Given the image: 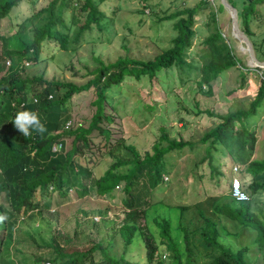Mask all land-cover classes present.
<instances>
[{
  "label": "trees",
  "instance_id": "1",
  "mask_svg": "<svg viewBox=\"0 0 264 264\" xmlns=\"http://www.w3.org/2000/svg\"><path fill=\"white\" fill-rule=\"evenodd\" d=\"M20 1L0 0V20ZM99 1L102 0H81L78 6L80 12L84 14V19L73 29L72 34L70 33L72 24L66 22L63 13L68 6L76 8L78 1L73 3V0H50L47 5L24 17L16 27L19 46L10 47L8 38L1 37L0 69L4 66L6 58L15 59L30 53L29 58L38 59L43 41L46 39L55 40L62 49L75 46L92 24L100 26L105 22L107 16L99 7ZM219 4L223 6L220 1ZM261 4H264V0H243L240 9L236 7L239 26L250 38L254 52L256 46L261 49L262 42L252 41L251 21L263 17ZM199 6V3L182 6L162 15V19L172 20L175 34L171 37L170 44L153 57L119 55L109 62L98 58V65L90 71L91 73L89 72L92 76L85 82L48 79L42 73L22 75L25 68L23 64L0 75V195H3L7 202V204L0 202V215L7 216V219L0 223V229L5 228L4 234L8 239L12 238L16 215L20 212L27 214L44 206L49 207L53 193L65 197L70 189L74 188L78 196L94 192L96 196L110 197L114 187L121 181L125 193L122 199L124 213L118 226V233L123 239V251L120 255L112 253L111 243H103L102 240L93 241L85 246L67 245L61 240L69 242V236L57 229L45 243L48 247V256L43 257L39 253L30 260L25 258L24 262L135 264L125 257V253L134 237L141 236L145 246L144 264H199L193 245L195 230L180 222L176 226L177 233L172 234L170 218L154 216L152 220L158 228L160 237L157 241L148 225L146 212L152 203L151 188L162 179L164 152L172 148H182L190 144L189 140L170 137L165 129L161 128L160 138L165 140L166 144L161 146L157 141L153 144L152 150L140 153L133 144L126 142L121 126L118 128L113 124L117 114L115 107L111 105L109 111L105 110L106 103L110 104L106 89L119 84L126 77L141 79L146 76L152 80L160 70L175 66L182 82L189 80L191 72L194 71L198 93L211 95L212 81L222 71L237 64L245 67L230 41L222 34L212 11L210 30L202 39V47L197 55L199 60L194 62L189 51L196 35L195 23ZM261 60H264V57ZM261 70L263 77L259 80L248 108H236L222 113L210 107H200L199 101H195L197 113L217 118L216 123L204 131L200 141L222 145L237 163L246 164L256 173L243 187L250 195L249 200L236 201L229 197L214 203L212 216L205 214L203 210L199 211L202 224L196 238L207 257L203 264H251L245 258V248L233 250L220 241L221 230L227 229L225 230L226 227L221 224L218 215H224L240 225L253 226L257 231L255 242L259 248L264 247V220L251 209V192L257 191L260 187L261 183L255 179L257 173L264 170V158L261 160L253 158L257 134L254 129H250L242 122V117L254 113L264 97V69ZM90 86L94 87L96 97L92 101L95 108L87 125L81 123L65 127L66 121L72 118L69 106L72 95ZM25 109L39 114L46 128L43 134L32 131L30 136L25 137L15 127V115ZM94 135L99 136L97 140L94 139ZM66 137L71 138L69 147L66 145ZM59 141L62 148L52 150V145ZM118 150H123V155L117 153ZM84 154L87 156L84 157ZM101 154H110L114 159L102 174L94 177L95 159ZM80 155H83L85 161L80 159ZM123 165L128 166L125 172L116 171ZM146 176L149 177L150 186L144 182ZM180 209L184 211L187 206L180 205ZM6 244L7 241L2 234L0 264H17L9 256ZM159 244H163L166 251L161 255H157ZM96 251L100 252L99 259L94 257Z\"/></svg>",
  "mask_w": 264,
  "mask_h": 264
},
{
  "label": "rangeland",
  "instance_id": "2",
  "mask_svg": "<svg viewBox=\"0 0 264 264\" xmlns=\"http://www.w3.org/2000/svg\"><path fill=\"white\" fill-rule=\"evenodd\" d=\"M49 1L21 0L11 8L10 12L0 20V51L2 36L8 38L10 47L19 46L20 41L16 37L17 24L24 17L47 5ZM76 1H78L76 8L68 6L63 13L66 22L72 24L71 34L84 19V14L80 12L78 6L81 0H73V3ZM219 1L102 0L98 4L107 16L105 22L100 26L92 24L75 46L62 49L55 40L46 39L43 41L38 59L29 58L30 53H27L15 59L9 58V66L5 63L0 69L1 75L8 69L23 64L25 68L22 70V75L42 73L48 79H70L82 83L92 76L90 71L98 65V58L109 62L119 55L136 58L153 57L170 44V39L175 34L172 20L162 19V15L182 6L199 3L195 23L196 35L189 51L196 62L199 60L197 55L202 47V39L210 30L212 11L225 39L230 41L237 56L245 65L241 67L237 64V69L230 67L219 75L224 77L226 73L231 72L229 81L230 84L235 85L239 82L237 71H244L246 79L251 77L249 81L252 83V88L250 92H247L244 101L222 105L221 93L225 90L223 85L226 79L223 81L221 78L215 81L213 93L203 95L197 91V78L194 71L191 72L189 80L182 82L179 79L177 67L171 66L160 70L152 80L146 76L141 79L126 77L119 84L111 85L106 89L110 104L105 105L106 111L111 109V105L115 107L117 114L113 124L118 128L121 126L126 142L133 144L140 153L152 150L153 144L157 141L161 146L166 144V141L160 138L161 128H164L170 137L189 140L190 144L182 148H172L164 152L162 179L151 188L152 203L146 212L148 225L157 241L160 237L158 228L152 220L154 216L169 217L172 223V234L177 233L176 226L180 222L187 224L189 229L195 230L193 245L199 264L207 260L205 250L196 238L199 235V226L202 224L199 211L203 210L205 214L212 216V205L231 197L228 178L232 172L231 165L233 166L237 161L230 158L222 145L218 143L211 145L208 141H200L204 131L213 126L217 118L205 113H197L195 101H199L200 107H210L222 113L236 108H248L249 98L254 96L256 87L253 83H258L261 78L260 70L264 69L263 66L250 63L244 43L232 33L230 13L219 4ZM242 2L243 0H230V3L238 9ZM260 8L264 13V4H261ZM251 28L252 41L262 42L261 49L257 46L255 48L256 57L261 59L264 57V15L259 20H252ZM234 75H237L236 83L231 82ZM30 93L29 91L28 94ZM95 97L96 92L93 86L72 95L69 106L73 124L87 125L95 108L92 103ZM242 122L250 129H254L258 137L253 158L263 159L264 97L254 113L242 117ZM98 137L94 135V139L97 140ZM70 139V137L65 139L67 147L70 145ZM116 152L123 155V150ZM85 156L87 155L84 154ZM84 157L80 155L82 161H85ZM113 159L110 154H101L95 159L94 177L102 174ZM237 164L239 170L233 171V176L238 179L246 176V181L249 183L253 174L256 175V173L246 164ZM127 168L128 166L123 165L116 171L125 172ZM262 176L264 177V170L257 173L255 180L261 184L257 191L251 192V209L264 220ZM148 179L149 177L146 176L144 182L150 186ZM52 195L53 200L49 207L44 206L31 210L27 214L20 212L16 215L11 239L4 234L5 228L0 229V237L3 234L7 241L8 254L17 264H27L24 262L25 258L30 260L39 253L43 257L48 256V247L45 243L57 229L69 236V242L61 240L67 245L85 246L93 241L102 240L103 243H111L110 249L115 255L122 253L123 239L118 233V226L124 213L123 181L114 187L110 197L96 196L94 192L78 196L74 188H71L65 197H60L56 193ZM0 202L7 204L3 195H0ZM180 205L187 206V209L182 211ZM217 217L226 227L225 230L227 229V231L221 230L220 241L233 250L245 248V258L251 264H264V247L259 248L255 242L256 229L251 225H240L224 215ZM165 252L164 245L159 244L157 255ZM100 256V252L96 251L95 259H99ZM125 257L135 264L145 263V246L141 236L134 237ZM28 264L33 262L28 261Z\"/></svg>",
  "mask_w": 264,
  "mask_h": 264
},
{
  "label": "crops",
  "instance_id": "3",
  "mask_svg": "<svg viewBox=\"0 0 264 264\" xmlns=\"http://www.w3.org/2000/svg\"><path fill=\"white\" fill-rule=\"evenodd\" d=\"M232 68H236L235 66H231ZM237 69V68H236ZM227 70V69H226ZM234 73V72H233ZM230 74H232L231 72L226 73V75L224 77H220V75H218V77L212 81V85H213V90H214V86H216L215 81L217 82L218 80H220L221 78L226 79L227 81H225L224 83V88L225 90L223 91V93H221V99H222V105H226V104H233V103H240L242 101H244L246 99V94H248L247 92H250L251 88H252V83L251 81H249V79L251 80V77L249 76L247 79L245 77L244 71H237V74H239V82H237V84H230ZM237 75H234V79L231 81L232 83H236V77ZM248 82H247V81ZM218 84V83H217ZM253 85H255L256 87L254 88V94L257 90V87L259 85V81L258 83H253ZM227 86V87H226ZM253 94V95H254ZM253 97L249 98V101L252 99ZM258 138V137H257ZM257 142V141H256ZM225 148V147H224ZM226 150V148H225ZM227 151V150H226ZM228 152V151H227ZM229 154V153H228ZM231 159H233L230 156ZM237 164V163H236ZM238 165V164H237ZM239 170V169H238ZM231 174H229V178H228V184L230 187L232 178H234L235 176H233V169H232V165H231ZM236 178V177H235ZM262 178L264 179V177L262 176ZM242 186L245 187L247 181H246V176H243L240 179ZM264 182V180H263ZM229 199V198H227Z\"/></svg>",
  "mask_w": 264,
  "mask_h": 264
},
{
  "label": "clouds",
  "instance_id": "4",
  "mask_svg": "<svg viewBox=\"0 0 264 264\" xmlns=\"http://www.w3.org/2000/svg\"><path fill=\"white\" fill-rule=\"evenodd\" d=\"M14 125L25 137L30 136L32 131L41 134L46 131L45 125L41 122L39 114L29 109L17 112L14 118ZM6 219V215H0V223H3Z\"/></svg>",
  "mask_w": 264,
  "mask_h": 264
},
{
  "label": "water",
  "instance_id": "5",
  "mask_svg": "<svg viewBox=\"0 0 264 264\" xmlns=\"http://www.w3.org/2000/svg\"><path fill=\"white\" fill-rule=\"evenodd\" d=\"M222 5L229 11L231 16V24H232V33L240 39L242 43H244V48L248 53L249 58L256 61L255 65H260L264 67V60L258 59L255 55L254 48L252 42L248 35L243 31L239 26V18L237 8L230 3L229 0H220Z\"/></svg>",
  "mask_w": 264,
  "mask_h": 264
},
{
  "label": "built area",
  "instance_id": "6",
  "mask_svg": "<svg viewBox=\"0 0 264 264\" xmlns=\"http://www.w3.org/2000/svg\"><path fill=\"white\" fill-rule=\"evenodd\" d=\"M5 63L7 64V66H9V64H10L9 58H6ZM260 75H261V77H263L262 70H260ZM34 100H36V98H34ZM72 124H73V120L68 119L65 123V127H69ZM77 124H81V123H77ZM61 148H62V143L60 141L55 142L52 145V150H54V151H57ZM232 169L234 171H237L239 169V166L237 164H234L232 166ZM229 193H230L231 197L234 198L236 201H246V200L250 199L249 193L243 188L240 179H238L237 177L232 178V181H231V184L229 187ZM95 219H98V217H95Z\"/></svg>",
  "mask_w": 264,
  "mask_h": 264
},
{
  "label": "bare ground",
  "instance_id": "7",
  "mask_svg": "<svg viewBox=\"0 0 264 264\" xmlns=\"http://www.w3.org/2000/svg\"><path fill=\"white\" fill-rule=\"evenodd\" d=\"M249 61H250V63L252 64V65H255V63H256V61L255 60H253V59H249Z\"/></svg>",
  "mask_w": 264,
  "mask_h": 264
}]
</instances>
